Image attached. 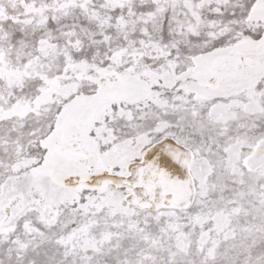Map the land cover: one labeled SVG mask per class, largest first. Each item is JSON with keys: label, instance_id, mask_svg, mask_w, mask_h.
I'll return each instance as SVG.
<instances>
[{"label": "snow or ice", "instance_id": "snow-or-ice-1", "mask_svg": "<svg viewBox=\"0 0 264 264\" xmlns=\"http://www.w3.org/2000/svg\"><path fill=\"white\" fill-rule=\"evenodd\" d=\"M0 264H264V0H0Z\"/></svg>", "mask_w": 264, "mask_h": 264}]
</instances>
